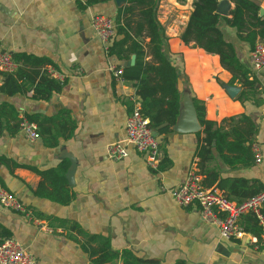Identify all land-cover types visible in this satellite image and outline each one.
<instances>
[{
	"label": "crops",
	"instance_id": "crops-1",
	"mask_svg": "<svg viewBox=\"0 0 264 264\" xmlns=\"http://www.w3.org/2000/svg\"><path fill=\"white\" fill-rule=\"evenodd\" d=\"M253 1L264 15V0ZM223 2L222 16L229 17L233 4ZM123 4L113 0L81 8L77 0H0V47L12 54L46 59L45 71L52 68L63 77L59 80L48 73L61 87L46 100L32 98V89L10 96L0 93V102L12 104L19 116L37 115L39 132L35 140L27 139L19 129L14 134H0V156L38 170L0 162L2 186L15 194L38 222L0 205V224L33 255V264H93L91 252L97 242H87L85 234L106 238L116 253L100 264H123L121 254L126 250L163 264H264L263 241L259 239L255 248L246 240L223 239L215 225L201 218L197 204L180 206L165 191L180 185L193 166L198 169L194 153L201 126L195 101L204 106L206 119L224 129L242 125L239 120L230 122V117L246 115L255 128L252 142L262 155L259 163L253 158L248 165L231 166L213 149L205 162L210 175H202L203 185L207 187L204 178H209L211 187L234 201L244 199L259 185L264 188V69H251L249 45L222 22L219 28L224 38L256 80L255 91L241 102L237 96L242 87L231 83V74L221 66L219 57L192 41L181 40L192 0H159L156 16L163 34L162 48L177 72L176 122L167 133L153 129L160 152L156 169L149 168L142 154L130 146L127 157L112 160L107 145L125 139L129 96L136 95L138 82L114 79L109 66L131 65L135 55L130 54L128 60L108 55L91 27V18L101 13L114 19ZM192 114L197 131L187 130ZM70 127L71 135L64 137ZM223 154L227 159L234 155ZM72 165L70 185L65 175ZM58 168L63 169L72 195L67 204L34 192L50 193L48 178ZM237 180L244 182L240 186ZM220 181L223 186L219 188ZM72 224L76 228H71ZM239 224L251 232L248 216L242 215Z\"/></svg>",
	"mask_w": 264,
	"mask_h": 264
},
{
	"label": "trees",
	"instance_id": "trees-1",
	"mask_svg": "<svg viewBox=\"0 0 264 264\" xmlns=\"http://www.w3.org/2000/svg\"><path fill=\"white\" fill-rule=\"evenodd\" d=\"M108 1L113 0L77 2L81 8H86ZM177 1L183 2L184 0ZM229 1L233 4V8L229 12V17H223L216 11L218 0H192V9L180 37L183 42L192 41L197 47L219 57L221 66L231 74V83H238L242 87L237 98L244 102L249 94L255 91L256 80L249 67L239 61L233 45L224 38L219 25L223 22L234 29L237 38L247 43L251 49L257 41L264 45V15L260 14L259 5L253 0ZM123 2L124 4L117 9L114 17L115 37L107 49V54L115 56L118 60H128L130 54L135 55L133 64L121 67L120 78L133 79L138 82L136 95L140 102L141 114L148 118L150 126L158 134L167 133L176 122L179 92L176 87V68L164 54L162 48L163 34L156 16L159 0H123ZM148 56L151 59L147 60ZM13 58L19 64L18 69L13 74H0V93L10 96L32 89V98L46 100L60 90L61 84L50 77L44 69L48 60L23 53H15ZM194 107L198 123L201 126L197 133L198 144L194 153L198 173L210 175L209 171L205 170V162L211 158L213 149L221 154L223 160L231 166L250 164L253 159L250 147L253 143L252 135L255 132L251 120L244 114L230 117V122L239 120L242 125L236 124L231 128L224 129L222 125H217L216 122L206 119L202 104L195 101ZM24 116L30 121L38 122V116L35 114L25 113ZM19 120V112L12 104L0 102V134L3 132L14 134L18 130ZM72 131V127L68 128L63 136L69 137ZM229 138L231 139L229 140ZM225 151L234 155L227 159L228 156L223 154ZM0 162L12 168L25 167L34 172L38 171L33 167L17 164L4 156H0ZM63 174L62 168L56 169L48 178L47 183L52 187L50 193L45 194L41 192V189H36L35 194L59 204L69 203L72 195L66 187ZM221 181L218 185L219 188L223 186ZM236 182L241 186L244 181L237 180ZM204 183L207 187L212 185L209 178H204ZM0 185H3L1 179ZM262 190L264 188L259 185L244 199ZM222 194L230 199L224 193ZM242 200L238 199L237 201ZM245 215L248 216L252 225L251 232L256 233L254 217L249 213ZM76 226V224H72L71 228H76ZM10 237V230L0 224V242ZM85 240L97 242L96 248L91 252V256L95 257L92 260L93 264L111 260L116 255L111 251L108 240L98 234H85ZM121 256L123 264H163L157 260L140 258L129 250L123 251ZM174 264L187 263L177 261Z\"/></svg>",
	"mask_w": 264,
	"mask_h": 264
},
{
	"label": "built area",
	"instance_id": "built-area-1",
	"mask_svg": "<svg viewBox=\"0 0 264 264\" xmlns=\"http://www.w3.org/2000/svg\"><path fill=\"white\" fill-rule=\"evenodd\" d=\"M84 2L85 0H77ZM157 11V10H156ZM91 27L98 39L107 51L111 41L115 37V23L109 15L97 13L91 18ZM249 64L253 71L264 69V45L257 41L249 51ZM19 64L14 60L13 54L0 47V74H13ZM114 79L120 80L121 67L110 65ZM48 73L62 80V75L54 69L48 68ZM131 104L130 112L124 122L125 139L107 145V156L112 160H120L128 156V147L142 154L145 164L156 169L160 161L159 141L148 118L140 112V102L137 95L129 96ZM18 129L29 140L39 137L35 122L28 120L24 115L19 116ZM255 163L261 161V151L256 143L251 145ZM175 202L180 206H188L195 203L199 207L201 218L217 227L219 235L226 240H246L255 248L259 242H264V190L243 199L234 201L227 199L216 187H205L202 183V175L193 166L186 174L184 181L175 188L165 189ZM0 205L23 213L25 217L38 223L29 214L21 201L3 186L0 185ZM251 214L258 228V235L249 232L239 224L242 215ZM41 225V224H39ZM45 230L48 227L41 225ZM34 257L26 251L14 238H5L0 242V264H33Z\"/></svg>",
	"mask_w": 264,
	"mask_h": 264
},
{
	"label": "water",
	"instance_id": "water-1",
	"mask_svg": "<svg viewBox=\"0 0 264 264\" xmlns=\"http://www.w3.org/2000/svg\"><path fill=\"white\" fill-rule=\"evenodd\" d=\"M216 11H217V13H219L221 15L225 14V6H224L223 0H218ZM134 58H135L134 56L131 57V61H130L131 64L134 63ZM187 130H189V131H197L198 130L197 121H196L194 114H192L190 116L189 128ZM73 169H74V167L72 165L71 170L67 171V173L65 175L67 178V181L69 182L70 185L72 184Z\"/></svg>",
	"mask_w": 264,
	"mask_h": 264
}]
</instances>
